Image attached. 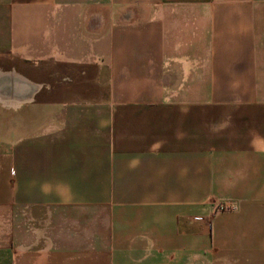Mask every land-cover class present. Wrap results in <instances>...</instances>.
<instances>
[{
    "label": "crops",
    "instance_id": "1",
    "mask_svg": "<svg viewBox=\"0 0 264 264\" xmlns=\"http://www.w3.org/2000/svg\"><path fill=\"white\" fill-rule=\"evenodd\" d=\"M6 75L0 264H264V0H0Z\"/></svg>",
    "mask_w": 264,
    "mask_h": 264
},
{
    "label": "bare ground",
    "instance_id": "2",
    "mask_svg": "<svg viewBox=\"0 0 264 264\" xmlns=\"http://www.w3.org/2000/svg\"><path fill=\"white\" fill-rule=\"evenodd\" d=\"M7 76V82L4 81V87L2 94L0 96L3 100H5L8 103L11 102H20L23 99H31L33 94L39 90V86H36L34 84L29 83L25 79H23L20 76L16 75H6ZM10 92L9 95H6L5 91Z\"/></svg>",
    "mask_w": 264,
    "mask_h": 264
},
{
    "label": "built area",
    "instance_id": "3",
    "mask_svg": "<svg viewBox=\"0 0 264 264\" xmlns=\"http://www.w3.org/2000/svg\"><path fill=\"white\" fill-rule=\"evenodd\" d=\"M232 208V205L230 203H217L216 209L219 211H225L230 210Z\"/></svg>",
    "mask_w": 264,
    "mask_h": 264
},
{
    "label": "rangeland",
    "instance_id": "4",
    "mask_svg": "<svg viewBox=\"0 0 264 264\" xmlns=\"http://www.w3.org/2000/svg\"><path fill=\"white\" fill-rule=\"evenodd\" d=\"M43 91H44V90H41V91H40V94H39V95H40V97H41V96H42V94L44 93ZM5 92H6V93H5L6 95H9V94H10V93H8V91H7V90H6ZM0 94H1V93H0ZM38 97H39V96H38Z\"/></svg>",
    "mask_w": 264,
    "mask_h": 264
}]
</instances>
